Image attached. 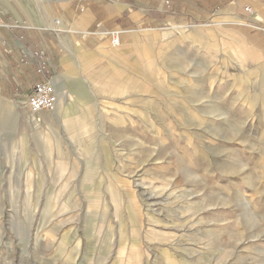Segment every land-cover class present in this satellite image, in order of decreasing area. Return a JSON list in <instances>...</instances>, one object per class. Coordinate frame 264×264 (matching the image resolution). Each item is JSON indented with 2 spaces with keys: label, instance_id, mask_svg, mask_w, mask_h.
<instances>
[{
  "label": "rangeland",
  "instance_id": "374dc122",
  "mask_svg": "<svg viewBox=\"0 0 264 264\" xmlns=\"http://www.w3.org/2000/svg\"><path fill=\"white\" fill-rule=\"evenodd\" d=\"M163 28L90 70L89 113L42 110L51 152L0 93V264H264V58Z\"/></svg>",
  "mask_w": 264,
  "mask_h": 264
},
{
  "label": "crops",
  "instance_id": "0c3cea01",
  "mask_svg": "<svg viewBox=\"0 0 264 264\" xmlns=\"http://www.w3.org/2000/svg\"><path fill=\"white\" fill-rule=\"evenodd\" d=\"M0 14V93L26 96L36 81L52 77V112L65 114L79 88L75 111L65 117L89 113L81 90L91 83V69L113 56L128 63L140 52L146 59L142 36L163 26H221L264 58V0H0ZM38 51L49 61L47 73L37 72Z\"/></svg>",
  "mask_w": 264,
  "mask_h": 264
},
{
  "label": "built area",
  "instance_id": "2783aa9c",
  "mask_svg": "<svg viewBox=\"0 0 264 264\" xmlns=\"http://www.w3.org/2000/svg\"><path fill=\"white\" fill-rule=\"evenodd\" d=\"M246 10L249 13H252L251 8L246 7ZM0 23H2L1 14ZM119 43L120 40L116 35L110 37L111 46L116 47ZM35 55L40 58L37 72L40 74L47 73L49 71V61L47 60L45 53L43 51H38L35 52ZM26 103L29 110L33 113L52 109L57 103V93L52 77L36 81L31 90L26 94Z\"/></svg>",
  "mask_w": 264,
  "mask_h": 264
},
{
  "label": "bare ground",
  "instance_id": "6f19581e",
  "mask_svg": "<svg viewBox=\"0 0 264 264\" xmlns=\"http://www.w3.org/2000/svg\"><path fill=\"white\" fill-rule=\"evenodd\" d=\"M264 82V80H263ZM74 106V105H73ZM54 108V107H53ZM52 108V109H53ZM75 108V107H74ZM51 109V110H52ZM40 112H43V111H40ZM47 113L43 112L44 114L41 115L38 114L36 116H33L30 118V121L33 122L37 127V135H38V139L41 141V142H45V144H47L50 152L52 151L53 149V143H52V139H51V136L49 135V133H47L46 131H44V129L41 127L43 123H48L49 119L51 118L48 111H46ZM49 112H52V111H49ZM33 113V112H32ZM65 113V112H64ZM36 114V113H34ZM68 114V113H67ZM50 117V118H49ZM58 117V116H57ZM62 119V118H61ZM42 128V129H41ZM50 132H54L53 130L50 129ZM61 168V167H60ZM78 246V244H77Z\"/></svg>",
  "mask_w": 264,
  "mask_h": 264
}]
</instances>
